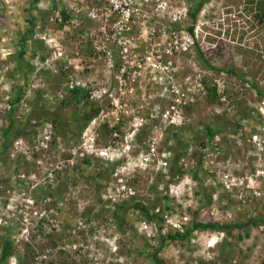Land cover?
Here are the masks:
<instances>
[{"label":"rangeland","instance_id":"rangeland-1","mask_svg":"<svg viewBox=\"0 0 264 264\" xmlns=\"http://www.w3.org/2000/svg\"><path fill=\"white\" fill-rule=\"evenodd\" d=\"M42 1L46 3L44 7ZM139 1L142 2L143 12L138 11L134 15L138 21L131 22L128 26L130 29L120 37L127 47V57L124 59V55L115 50L113 41L108 42L104 35L105 32L108 35L111 26L106 21L93 20L86 15L88 10L96 6L97 0H39L38 3L34 0H0V122L6 117V112L2 111L4 100L1 97L4 88L10 89L13 94V87L14 90L15 86H18L16 89L26 87L23 99L28 100V96H31L36 103L41 102L39 95H36L37 91L48 93L52 87L64 88V94L67 96L68 90L64 84L69 76L76 78L77 85L89 88L90 101L101 109L100 114L79 136V141H76L77 128L73 122L74 116L79 114L75 108H81L83 105L71 108L63 107L60 100L46 102L48 105L42 112L43 120L56 119L66 111L65 118L56 123L57 129L50 143L52 153L49 154H55L57 157L62 155L66 160V168L53 188L38 186L44 178L42 169H39L41 166L35 163L28 165L21 159L17 160L20 155L15 154L12 148L2 153L0 147L1 179L5 181V178L14 172V162L18 161L15 165L16 176L13 173V182H18L17 176L21 175L19 180L27 186L26 197L42 195L38 197L36 209H48L50 205L45 203L43 198H52L51 206L54 209L48 210L47 213L57 212L50 226L48 223L43 225L42 234L39 229L33 230L29 222L25 223L21 213H14V209L19 210L16 207L27 204L26 198H18V195L13 197L17 193H21V196L24 193L13 190L19 188L16 187L17 182L13 187H9V192H0V229L10 217L12 223L17 225V230L12 236L16 254L7 264H20L18 255L26 256V245H29L32 251V255L26 257L28 264H153L149 258L140 254V251L146 248L147 236L139 233L120 235L114 227L108 230V233L116 238L114 240L106 242L108 237L96 234L99 230L102 231L101 227L108 221L105 219L110 220L112 217L107 208L110 202L104 201V194L110 184L118 183L112 178L117 171H112V165L110 161H105L106 159L87 155L86 163L83 157L72 158L74 154L70 152L82 142H86L82 139L85 133V139L88 140L91 131L95 129L98 135L97 146H111V151L115 153L110 154L113 161L117 160L119 154L120 158L125 156L122 153L123 150H128L125 145L135 146L132 159L125 162L126 164L120 162L115 168L126 174L131 171L129 166H134L133 161L140 164L136 157L150 149L153 143L158 144L160 148L173 144L174 137L167 133L169 122L173 120L169 114L174 117V112L180 110H172L171 106L178 95L181 94L180 98H185L183 92H189L187 98L189 102H193V111L185 114V118L198 132L196 142H190L191 149H195L204 138L200 136L203 131L200 125L205 121L214 126L218 122L221 125V128L216 127L222 131L215 142L224 144L226 156L222 155V158L210 161L213 179L216 185L218 184L217 187L214 186L208 178L207 192L211 195L210 199L212 194L214 197L226 175L230 176L231 172L242 176L245 184L255 190L253 193L256 196L240 200L224 192L213 204L204 205L208 214L197 215L198 221L241 224L263 220L264 111L262 112L261 108L264 101L251 86L245 85L237 76L211 71L199 58V53L194 45L190 44L189 38L184 39L183 35L186 34L183 31H175L167 28L165 22L160 23L162 18L179 19L181 25L188 22L189 19L185 16V8L188 5H184L183 0H153L154 3L151 0ZM56 6L60 9L66 7L68 12L74 13L65 29H60L55 23L60 17L59 9H53ZM250 6L249 0H211L198 16L195 34L205 59L212 67L233 68L238 74L257 82L264 90V30L263 26L256 25L253 13L249 10ZM40 7L45 12L51 9L53 12L47 14V25L43 24L42 27L40 20L35 27L27 18L42 15ZM26 10H29V13ZM32 30L34 33L27 35L25 45V61L33 66L32 73L27 74V77L24 76L27 70L25 65H22V72L16 71L19 66L17 52L20 50L23 34ZM188 47L189 49L185 50ZM102 50L110 51V54L101 53ZM60 52H65L64 56L68 53L71 59H80L65 72L64 62L58 57ZM146 57H150L151 61ZM152 64L158 65V68L154 69ZM12 74H15V77ZM204 76L212 84H220L223 90L227 86L229 92L226 97H222L221 104H218V101L207 103L203 99V93L200 94L196 84V77ZM171 84L178 87L180 94L171 96L164 93ZM19 111L18 107V116ZM38 116L37 121L40 119ZM22 119L20 123L24 121ZM141 122L145 126L143 129L139 125ZM111 128L118 129L116 134L106 133V130ZM140 129L141 132L138 133L136 130ZM125 138V144L111 145L115 140L121 144ZM74 144L76 145L73 146ZM85 146L87 148L88 143ZM83 154L85 151L81 149L79 155ZM137 170L135 178L138 184L134 188L139 198L147 196L152 184L159 179L162 178L161 183L165 184L168 181L166 176L169 171L157 172L154 167ZM37 186L39 191L36 190ZM195 187L198 191L195 199L190 197L189 201H185L183 198V202L172 199L173 207L180 212L185 209L191 214V207L205 204L202 187ZM168 189L162 191L160 196L168 194ZM194 190L192 185L188 194ZM232 191L236 193V187H233ZM212 212L216 216H212ZM30 214L34 222L35 217L31 209ZM129 224L130 222H127V227ZM25 228H28L27 232L22 231ZM63 228L65 238H61ZM55 244L57 245L54 246ZM149 244L156 246L157 242L151 241ZM59 247H66L67 251L60 252ZM36 258H39L38 261ZM159 258L164 264H262L264 224L249 227L248 230L235 228L230 235L211 230L199 231L184 245L174 243L166 246Z\"/></svg>","mask_w":264,"mask_h":264},{"label":"trees","instance_id":"trees-1","mask_svg":"<svg viewBox=\"0 0 264 264\" xmlns=\"http://www.w3.org/2000/svg\"><path fill=\"white\" fill-rule=\"evenodd\" d=\"M188 5H189V21L186 22L184 25L182 24H174L171 29L175 31H183L187 33L188 35L191 36L192 42L194 47L197 49V52L199 53V58L204 62L206 66L210 68L211 71L214 72H220V73H230L232 75L237 76L238 79H240L241 82H243L245 85H249L252 87V89H255L256 93L260 98H264V91L257 85V82L250 80L248 77H244L243 75H240L235 71L233 68H214L212 67L208 61L205 59L204 53L201 51L199 47L198 40L195 37V30H196V25L198 21V16L200 12L203 10V7L208 4L211 0H186ZM34 2L38 3L39 0H34ZM250 2V13L253 16V19L259 27L263 26L262 29L264 30V0H249ZM51 5V3H50ZM60 5V4H59ZM57 7V6H56ZM54 7V10L59 9V14L60 17L55 22L60 29H65L66 26L69 25L70 20L73 18V15L66 10V7L59 8V7ZM252 8V12H251ZM42 11V10H41ZM27 13H29V10H26ZM32 11L30 10V13ZM27 20L31 23V25L36 27V23L38 21L42 22V27L43 24L48 23L49 18H47V15H45V12L42 11V15L40 16H33L27 18ZM252 23H254L253 20H250ZM33 30L29 31L28 33L23 34L22 42L20 44V50L17 52V60H18V67H17V72H22V65H25L27 67L26 73L24 76H27V74L32 73L33 71V66L30 63H27L25 61V55H26V37L28 34H33ZM44 59V58H43ZM66 72V71H65ZM13 77H15V74H12ZM28 77V76H27ZM10 78V77H9ZM196 84H198V89L201 91L200 94L203 93V99L207 103H213L218 101V104H221V99L222 97H226L228 95V88L226 89L227 86H225V90L221 88L220 84H212L209 82L207 77H196ZM192 81H194L192 79ZM223 85V84H222ZM18 86H15V90L13 87V94L11 96V99L8 101L9 103V109L6 112V117L0 122V147L2 148V153L3 152H8L13 140L22 138L24 141H26L28 147L32 145V141L35 139L36 132L31 129H28V123L27 121L30 120L27 114H24L23 117L17 118L18 114V104L21 102L23 97L25 96L24 90L26 87H19L16 89ZM52 90H55L54 87H52ZM174 90V86L169 87V91ZM12 92V91H11ZM67 96L63 98L61 104L63 107H74V106H79L82 104L83 106L81 108H75L77 109L76 112L79 114V116H74V122L73 125L75 128H77V134H76V141H79V136L82 134V132L86 129V127L92 122L93 119H95L101 112L100 107H97L90 101L91 99V93L89 90L85 89L83 86H78L73 89H68L67 91ZM39 95L38 97L41 99V102H34L33 97L28 96V101L32 104V109L33 113L31 114V117L33 120L36 119L38 116L40 119H38L37 124H42L46 121L53 122L56 126V123H58L59 120H63L65 118V113L64 115H58L56 119L53 118V120L50 119H45L43 120L44 116L42 112L45 109V106L48 105L46 104V100H43L46 98V92H41V90L37 91V94ZM190 100H186L185 103H181L178 107L180 108L181 112L185 115L187 113L192 112V106L193 102H189ZM48 101L47 103H49ZM47 108V107H46ZM37 113H39L37 115ZM41 114V115H40ZM19 117V116H18ZM24 119V121H21V119ZM22 119V120H23ZM20 123V124H19ZM217 125L214 126L213 124L207 123L206 121L203 124V131L201 132L200 136L204 137L203 140H201L200 145L203 146V148L207 149V151H214V139L215 137L220 134L222 129L217 130L216 127H219L220 123H216ZM72 125V126H73ZM221 126V125H220ZM71 127V125H69ZM107 128V126H106ZM193 130L190 131V133H193L191 138V142L194 141L196 142L197 140V134L198 132L195 131L194 126H192ZM221 128V127H219ZM57 129V127H56ZM118 131V129L111 128V130H106L107 132H115ZM31 133V134H30ZM170 136L174 137L173 144H170L171 146H166L165 148H160L159 147V153L163 152H168L171 155V160H170V166L168 168L169 174L166 176L168 181L165 183H161V180L159 179L156 183L154 182L150 189V192L147 196H142L139 198L137 195V191L134 188L138 184L137 178L135 176H130L128 178H125V185H127L130 188H133V190L136 192L135 196H132L128 200H124L122 202H114L111 203V200H109L110 205H108V211L111 212L112 217L105 220H108L105 223V227L102 228V230L106 231V237L108 239H112L113 236L108 233V230L113 228L118 234L125 235L127 233H132L133 235H136V231L134 230V226L136 222L140 221H146L149 222L150 224H155L157 225L158 229L161 231L162 229V224L164 222V215L165 213H179L182 214L179 210L175 209L173 207V203L171 202L172 198L168 194H164L160 196L161 191H164L165 189L168 188V184L172 183L174 180L178 179L181 180L185 176H188L192 179V181L195 184H199L201 190L204 193V196H206L207 199H210L211 195H209V192H207V184L208 178H210V175L205 169V155L206 151L202 152H194L192 153L190 163L188 164V168L185 169L180 165L181 158L187 156L188 154V143L186 140V134L183 129L180 127L176 128V126H172L168 128L167 132ZM36 141V140H35ZM176 142V145L174 143ZM56 143V142H55ZM76 143V142H75ZM169 143V141L167 142ZM74 144L73 146H75ZM78 145V144H77ZM221 147L224 148V144H221ZM220 148L221 153H223V149ZM149 150V148L146 150V152ZM2 156L0 152V157ZM20 160V158L18 159ZM86 163H88V160H85ZM29 163V162H28ZM18 164V161L14 162V168H13V173L16 176V169L17 167L15 166ZM119 165V163H114L112 164V171L116 170L115 168ZM64 170L62 171V173ZM11 173L9 176L5 178V181H3L1 178L2 176L0 175V192L4 191L8 192L9 187H13L16 185V182H13L14 180V175ZM56 173V179L57 182L61 178L62 173L60 172H55ZM138 172L136 171L134 174L136 175ZM134 179V180H133ZM132 180V182H130ZM213 180V178L211 179ZM210 180V181H211ZM4 184H6L4 186ZM24 182H21L18 184V186H23ZM17 187V185H16ZM53 188L51 186L48 187V189ZM11 190V189H10ZM14 190V189H13ZM197 190L195 191V195H197ZM166 193V191H165ZM200 193V192H199ZM36 196V195H35ZM34 196V197H35ZM42 195L39 194V196L35 197H41ZM160 203L162 206H160ZM105 204V203H104ZM209 204V203H208ZM107 205V204H106ZM110 206V207H109ZM159 208L160 212H156V209ZM192 214V220L189 223L188 226L184 227V231H169L167 234H162L159 233V235L156 238H153L152 240H147L145 242V249L140 251V254L149 258L153 264H164V261L159 258V254L161 253L164 248L170 244H181L184 245L186 241H190L191 236L193 235L194 232L198 231H206V230H211V231H223L226 232L227 235H230L233 229H247L249 227L257 226L259 224H264V218L263 220H257V221H251L247 223H241V224H233L232 222L229 223H204L203 221L198 222L197 215H199V211L193 210ZM127 222H130L129 226L127 227ZM64 227V226H62ZM129 229V230H128ZM17 230V225H14L11 221V217L8 218V221H6L5 225L0 229V264H7L8 260L12 258L16 254V245H14V239L13 235L14 232ZM63 232L61 233V238H65L66 235H64L65 229H62ZM39 231L43 233L44 227H41ZM38 231V232H39ZM114 231V232H115ZM154 241L157 242L156 246H150V242ZM55 244L54 246H56ZM26 256H21L18 255V260L20 264H28V261L26 257H29L32 255V251L30 250V246L26 245ZM60 252H62L61 248H58ZM19 254V253H18ZM35 257V256H34ZM38 261V258H36ZM42 263V262H41ZM37 264H40L38 262ZM262 264H264V259Z\"/></svg>","mask_w":264,"mask_h":264},{"label":"built area","instance_id":"built-area-1","mask_svg":"<svg viewBox=\"0 0 264 264\" xmlns=\"http://www.w3.org/2000/svg\"><path fill=\"white\" fill-rule=\"evenodd\" d=\"M136 2L137 0H106V5L99 9L93 8L89 13L88 17L93 19V20H102L106 21L107 23H110L111 21H115L114 25L112 26V29L115 30L116 32L114 33L113 36L110 37V35H106V39L108 40L113 39V43H115V50H119V54L122 53L124 55V59L127 57V47L126 43L120 40L121 34L124 32H127L130 28L127 27V25L131 22V15L138 11L136 8ZM175 33H173L174 36ZM184 39L186 37L189 38L190 44H193L192 39L190 35L186 34L183 35ZM43 40H45L44 37H42ZM46 41V40H45ZM110 41V40H108ZM191 47V46H189ZM186 48L185 50L189 49ZM106 53L110 54V51H106ZM62 53L60 52L58 54V57H62ZM146 59L151 61V58ZM143 60V59H141ZM72 66L71 62L69 61L68 63L66 62L64 64V70L67 71L70 69ZM152 67L154 69L158 68V65L152 64ZM74 76H69V81L66 83L65 87L68 89H72L77 86V80ZM1 92V97L4 100V108L2 111L7 112L9 109V103L8 101L11 99L12 92L8 88H4ZM176 94H180V91L178 88H176ZM64 92L63 90H60L57 94L53 96L55 99L59 100L63 97ZM186 100L184 98H180V95H178V98H176V103L171 106L172 110H177L179 109V105L181 103H185ZM20 108L26 113H28L31 109L30 105L28 102L23 100L20 104ZM171 113V111H169ZM169 116L173 119L172 122H169V125L171 123H176V122H181L184 117L182 115L181 110L175 111L174 112V117L169 114ZM19 116L18 118H21ZM28 129H31L36 132L35 139L32 141V145L28 147L26 141H24L22 138H18L13 140L11 148L12 150L15 151V154L20 155L19 157L22 156V158L26 159L29 162H36L39 166H41L39 169H42V173L44 175V178L39 182L40 186L46 187H54L55 184L57 183L56 179V173L55 172H60L66 168V160L62 158L60 155L59 157L55 156V154H49L50 152L52 153V150L50 148V143L52 142V137L54 133V127L53 124L50 122H44L42 124H37V123H30L28 124ZM36 140V141H35ZM39 156V157H38ZM57 159V160H56ZM170 159L171 155L168 152H163L159 153V145L156 143H153L150 146L149 153L145 155L142 158V166L147 169L150 167H154L157 172H167L169 166H170ZM56 160V162L53 164L52 161ZM45 161V163H44ZM114 176L117 178L119 177V172H115ZM120 183L117 184H110L109 189L107 192L104 194V199L105 200H111V203L114 202H122L124 200L130 199L132 196L136 195V192L133 190V188H130L126 186L124 183H122V180H119ZM168 195L170 197L175 196L178 201H182V197L184 196V192L180 191L182 188V185L177 182V179L174 180L172 183L168 184ZM167 194V193H166ZM108 196V197H107ZM51 199L49 198L48 201ZM27 204L22 206H18L19 210L17 211L14 209L15 212L21 213V218L24 219V222H30V208L35 204V200L32 198H27L26 200ZM111 206V205H110ZM156 212H160V209L157 208ZM13 213V215H14ZM35 216H38L39 218L43 217H49L45 212H34ZM164 222L162 224V229L161 231L158 229L157 225L155 224H150L149 222L146 221H140L136 222L134 226V230L139 234H143L148 237L149 240H152L153 238H156L159 233L162 234H167L169 231L176 230V231H184V227L188 225V223L191 221V215L188 213H165L164 215ZM31 226L33 227L36 224L30 223ZM26 230L28 231V228L22 229V231ZM116 239V238H114ZM107 242V239H106ZM62 251H67L66 247L61 248ZM39 259V258H38Z\"/></svg>","mask_w":264,"mask_h":264},{"label":"clouds","instance_id":"clouds-1","mask_svg":"<svg viewBox=\"0 0 264 264\" xmlns=\"http://www.w3.org/2000/svg\"><path fill=\"white\" fill-rule=\"evenodd\" d=\"M98 1V3H96V6L94 7V8H96V9H101V8H103L105 5H106V0H97ZM148 1H150V0H148ZM152 2H153V0H151ZM155 2H160L161 0H154ZM154 3V2H153ZM46 3L45 2H43L42 1V6L43 5H45ZM157 4V3H156ZM158 5V4H157ZM41 6V5H40ZM41 6V7H42ZM41 7L39 8L40 10H41ZM44 7V6H43ZM143 7V5H142V2H140L139 0H137V2H136V8L138 9V11H141V12H143V10L141 9ZM43 9V8H42ZM93 8H91L90 10H88V13L92 10ZM42 11H44V10H42ZM138 11H136L135 13H133L132 15H131V22L132 23H135V22H137L138 21V18H136L135 19V17H134V15L138 12ZM45 12V11H44ZM50 12H53V9H51L50 11L49 10H47V12H45V15H47V14H49ZM188 12H189V7H187V8H185V16H187V14H188ZM73 16H74V13H72V12H70ZM77 13L80 15V16H82V14L80 13V11H78L77 10ZM87 16H88V14H86ZM47 18H49V15H47ZM180 20L179 19H174V20H167L166 18H162V22H160V23H164L165 25H167V28H172V26L174 25V24H176V23H178V24H181L180 22H179ZM130 22V23H131ZM159 22V21H158ZM170 22V23H169ZM114 23H115V21H111L110 23H108L110 26H111V31H112V33H111V31L108 33V35H110V37L111 36H113L114 35V33L116 32L115 30H113L112 29V26L114 25ZM129 23V24H130ZM129 24L127 25V27L129 26ZM171 26V27H170ZM196 31V30H195ZM126 32H124V34H125ZM185 33V32H184ZM105 34H106V32H105ZM104 34V35H105ZM185 34H187V33H185ZM191 37V36H190ZM195 37H196V39L198 38V36L195 34ZM107 40V39H106ZM108 40H110V41H113V39H108ZM107 40V41H108ZM110 41H108V42H110ZM115 44V43H114ZM114 47H115V45H114ZM64 53L65 52H63L62 54V57H60L59 59L62 61V62H64V64L67 62H71V64H72V66L71 67H73L74 65H75V63H77V61L76 60H79V59H76L75 57L74 58H69L68 57V53H67V55L66 56H64ZM101 53H106V50H102L101 51ZM119 57V56H118ZM63 67H64V65H63ZM71 69V68H70ZM68 81H69V79H68ZM67 81V82H68ZM66 82V83H67ZM66 83L64 84V85H66ZM248 85V84H247ZM78 86H80V85H77L76 87H78ZM170 86H174V90H172V91H169V89L167 88V90H165V92L164 93H166V94H168V95H170L171 94V96H176L177 94H176V88H178L175 84H171ZM169 86V87H170ZM85 89H87V90H89V88L87 87V86H83ZM66 88V87H65ZM75 88V87H74ZM67 90H68V88H66ZM73 89V88H72ZM262 89V88H261ZM60 90H64V88H61V89H56L55 88V90H50L51 92H48V93H46V98L45 99H43V100H46L45 102H48V101H50V102H53V101H58L57 99H55V97L53 98V96L55 95V94H57ZM263 90V89H262ZM90 91V90H89ZM254 91H255V89H254ZM264 91V90H263ZM64 92V91H63ZM90 93H91V91H90ZM185 92H183V95L185 96V100H188V98H187V94H189V92L187 93L186 92V94H184ZM181 95V94H180ZM258 95V94H257ZM63 98H64V95H63V97L61 98V99H59L60 101H62L63 100ZM176 98H178V96L176 97ZM176 98L173 100V103H176ZM263 101H264V98H261ZM24 99H22L21 100V102L23 101ZM26 102H28L29 103V105H30V107H31V109H32V104L28 101V100H25ZM21 102L18 104V106H19V115L21 116L22 115V117L24 116V114H27L28 115V117L30 118V120L29 121H27V123L28 124H30V123H32V122H34V123H37L38 121L35 119V120H33V118L31 117V114L33 113V111H31V109H30V111L28 112V113H26L25 111H23L22 112V110H21V108H20V104H21ZM261 110H262V112L264 111V104H263V108H261ZM182 115H183V117H184V119L181 121V122H176V123H171L169 126H168V128H170V127H172V126H176V128H178V127H180L181 129H183L184 130V132H185V134H186V140H187V143H188V148H187V150L191 147V138H193L192 137V135H193V133H190V131H192L193 130V128H192V124L191 123H189L188 122V120H186V115H184L183 113H182ZM46 122H49V121H46ZM50 123H52L53 124V127H54V131L56 130V126H55V124L53 123V122H50ZM140 126H141V129H143L145 126H143L144 124H143V122H141V124H139ZM200 125V124H199ZM200 128L201 129H204L203 128V125H200ZM141 129L140 130H136V131H138V133H140L141 132ZM114 134H116V132L114 133ZM53 135H54V133H53ZM219 135V134H218ZM217 135V136H218ZM87 136V133H85L83 136H82V139H84V142L85 143H81V145H79V143H78V145L79 146H76L74 149H72V151L70 152V153H72V154H74V157H72V158H74V159H77V158H79V157H83V159L85 158V159H87V155H95V156H97V157H101L102 159H106L105 161H110L109 163H111V165L112 164H114V163H123L124 162V164H126L125 162H128L129 161V159H132V156H133V153H134V147L135 146H132V145H130V144H127V145H125V146H127V148H128V150L127 151H122V153H124L125 154V156H123L122 158H120V154L119 155H117L118 156V158H117V160L116 161H113L112 160V158L110 157V154H115L114 152H112L111 150H112V147L111 146H108V147H105V148H100L99 146H97V141H98V135H97V133H96V130L94 129V130H92L91 131V133H90V138L88 139V140H86L85 139V137ZM216 136V137H217ZM216 137H215V139H216ZM53 138V137H52ZM215 139H214V151H207V149H205V148H203V146H201L200 145V143L196 146V148L195 149H189V151H188V154H187V156H185V157H183V158H181V161H180V165L183 167V168H185V169H187L188 168V164L190 163V160H191V154L192 153H194V152H202V151H206L207 153H206V155H205V161H206V164H205V169H206V171L208 172V174L210 175V176H212V174H214L213 172H212V170L210 169V161H212L214 158L216 159V158H222L221 156L223 155V156H226V153H225V147L224 148H222L221 147V144L222 143H216L215 142ZM140 141V140H139ZM127 142V139L125 138V140H124V142L123 143H121L120 144V142L117 140H115L114 141V143L113 144H111L112 146H118V145H122V144H125ZM87 143H88V146H87V148H86V146H85V144L87 145ZM160 147V146H159ZM11 148V147H10ZM220 148H222L223 149V153H221V151H220ZM81 149H84V151H85V154H83V155H79L80 154V151H81ZM132 152V153H131ZM54 153V152H53ZM149 153V150L147 151V152H144V153H141V154H139L137 157H136V160H138L139 161V163L140 164H137L135 161H133V163H134V166L133 167H130L129 166V170H131V171H129V172H127L126 173V170L124 171L126 174H123V173H121V171H119L118 169H116V171H118L119 172V174H120V176L119 177H115L114 176V174H113V176H112V178L115 180H117L118 181V183H120L119 182V180H122V183H124L125 184V178H128V177H130L131 175H133V176H135V172L137 171L138 172V170L137 169H143V170H146L143 166H142V158L145 156V155H147ZM62 156V155H61ZM64 157V156H63ZM69 157H70V155H69ZM71 158V159H72ZM19 158H17V160H18ZM20 159H21V161H24V162H26L28 165H33L34 163L35 164H37L36 162H29V161H27L26 159H24V158H22V156L20 157ZM69 159V158H68ZM88 160V159H87ZM171 160V159H170ZM29 162V163H28ZM123 164V165H124ZM117 166H119V165H117ZM168 171V170H167ZM262 175H264V174H262ZM20 177H21V175H18L17 176V180H18V182H17V187H19L18 189H14L15 191L17 190V191H22V192H24L23 194H22V196H21V193H17V194H15L13 197H15V196H17L18 198H26V200H27V198L28 197H26V194H25V191H26V183H24V185L23 186H18V184L19 183H21V182H23L22 180H19L20 179ZM14 178V177H13ZM211 179L212 178H214V175L212 176V177H210ZM28 180H30V179H28ZM177 182L179 183V184H181L182 185V188H181V190L180 191H182V192H184V196L182 197V199L184 198V200L186 201V200H190V197H192V200L193 199H195L198 195H195V191L197 190V188L195 187V186H197V185H199V184H195L193 181H192V179L190 178V177H188V176H185L183 179H181V180H178L177 179ZM212 182H213V185L214 186H216L217 187V185H216V182L214 181V179L212 180ZM212 182H211V185H212ZM117 184V183H116ZM193 185V187L195 188V190L194 191H192V193L191 194H188V190H191L192 189V185ZM38 186H40L39 184H38ZM38 186H37V188H36V190L38 189V191H39V188H38ZM110 186V185H109ZM127 186V185H126ZM42 187H44V186H42ZM233 187H236V189H237V192L236 193H233V191H232V189H233ZM45 188V187H44ZM46 188H48V187H46ZM249 189H250V191H249ZM253 188L251 187V186H249V184H245V179L242 177V176H236L235 175V173H232L231 172V175L229 176V175H226V177L224 178V182H222L221 183V186H218V188H217V191L215 192V195H214V197H213V194H212V199H207L206 198V196H205V198H206V203L205 204H203L202 206H197L196 208H193V207H191V209L192 210H197V211H199V215H201V214H203V216H205V215H207L208 214V212L207 211H205L206 209H207V207H205V206H207L208 205V203H209V205H210V203H214L213 201H216L217 200V198L218 197H220V195L222 194V193H224V192H228L233 198H239L240 200H243L244 198H246V199H248V197H256L255 195H254V193L253 192H255V190L253 191L252 190ZM42 191H44V190H42ZM41 191V192H42ZM9 192V191H8ZM162 192V191H161ZM252 193V194H251ZM188 194V195H187ZM233 194V195H232ZM186 195L188 196V199H186L185 197H186ZM34 197V196H33ZM32 198V197H31ZM170 198H172V199H174V200H177L178 201V199L175 197V196H173V197H170ZM32 199H34L35 200V204L30 208L31 210H32V213H33V216L35 217V221L34 222H32V219L30 218V222L29 223H33V224H36L34 227H33V225H32V229L33 230H37V229H40L41 227H43V225H45V224H47L48 223V226H50V222L52 221V219L54 218V217H56L57 216V212H52V213H50V214H48L47 213V211L48 210H50V209H54L51 205H53V200H52V198H50L51 200L50 201H48V199L49 198H43L44 199V202L45 203H49V207H48V209H43L42 211H38L37 209H36V204L39 202L38 201V198H32ZM43 199H41V200H43ZM40 200V201H41ZM14 201V200H13ZM104 201H106V202H109V200H105L104 199ZM183 202V201H182ZM243 203L245 202V201H242ZM241 202V204H243ZM60 203H62V202H60ZM120 203V202H119ZM22 206H24V205H26V204H21ZM111 205V204H110ZM205 205V206H204ZM7 207H9V206H7ZM205 207V208H204ZM209 209H210V207H208ZM33 210H35V211H37V212H45L47 215H49V217H43V218H39L38 216H35L34 215V212L35 211H33ZM181 213H188L187 212V210H185V209H183V211L181 212ZM188 214H190V213H188ZM53 215V216H52ZM191 215V220H192V214H190ZM211 215L212 216H216V214L215 213H211ZM31 216V215H30ZM214 220H216V218L214 217ZM191 222V221H190ZM189 222V223H190ZM198 222H200V221H198ZM204 222V221H203ZM218 222V221H217ZM217 222H214V223H217ZM189 223H188V225H189ZM204 223H209V222H204ZM213 223V222H212ZM219 223V222H218ZM31 225V224H30ZM30 225L28 226V227H30ZM187 225V226H188ZM103 227H105V225H103L102 227H101V229L103 228ZM172 231H175V230H172ZM199 232V231H198ZM198 232H194L195 234L196 233H198ZM216 233H221V234H224L225 232H223V231H215ZM106 231H104V230H99L96 234H99L100 236L101 235H103L104 237H106ZM193 233V234H194ZM97 237V236H96ZM107 238V237H106ZM114 238L115 237H113L111 240H114ZM107 240H110V239H107ZM217 242H215V244H216ZM211 244V243H210ZM214 246V245H213Z\"/></svg>","mask_w":264,"mask_h":264},{"label":"flooded vegetation","instance_id":"flooded-vegetation-1","mask_svg":"<svg viewBox=\"0 0 264 264\" xmlns=\"http://www.w3.org/2000/svg\"><path fill=\"white\" fill-rule=\"evenodd\" d=\"M183 1H184V5H188V3H187L186 0H183ZM187 7H189V5H188ZM187 19H189V12H188V14H187Z\"/></svg>","mask_w":264,"mask_h":264},{"label":"bare ground","instance_id":"bare-ground-1","mask_svg":"<svg viewBox=\"0 0 264 264\" xmlns=\"http://www.w3.org/2000/svg\"><path fill=\"white\" fill-rule=\"evenodd\" d=\"M38 165V164H37ZM39 166V165H38Z\"/></svg>","mask_w":264,"mask_h":264},{"label":"crops","instance_id":"crops-1","mask_svg":"<svg viewBox=\"0 0 264 264\" xmlns=\"http://www.w3.org/2000/svg\"><path fill=\"white\" fill-rule=\"evenodd\" d=\"M29 127V126H28Z\"/></svg>","mask_w":264,"mask_h":264}]
</instances>
